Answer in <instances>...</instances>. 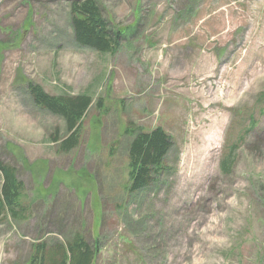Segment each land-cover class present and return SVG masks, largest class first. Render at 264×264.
I'll return each mask as SVG.
<instances>
[{
  "label": "rangeland",
  "instance_id": "374dc122",
  "mask_svg": "<svg viewBox=\"0 0 264 264\" xmlns=\"http://www.w3.org/2000/svg\"><path fill=\"white\" fill-rule=\"evenodd\" d=\"M72 1L0 0V163L25 207L0 215V264L75 233L93 264H264V0H94L114 54L76 44ZM28 83L91 97L76 148ZM154 128L166 171L128 193L125 130Z\"/></svg>",
  "mask_w": 264,
  "mask_h": 264
},
{
  "label": "trees",
  "instance_id": "16d2710c",
  "mask_svg": "<svg viewBox=\"0 0 264 264\" xmlns=\"http://www.w3.org/2000/svg\"><path fill=\"white\" fill-rule=\"evenodd\" d=\"M70 28L80 47L99 53L114 54L118 50L121 35L111 32L94 0H73L69 4ZM32 102L64 123L66 138L58 143L57 152L68 153L77 147L80 124L91 106V97L49 96L40 87L27 84ZM128 142L125 148L127 160V192L140 193L151 187L166 171L165 159L172 143L161 128L148 132L141 129L125 130ZM0 215L20 221L25 210L23 184L17 179L13 167L0 163ZM95 244L83 235L75 233L64 240L46 238L31 246L25 264H93Z\"/></svg>",
  "mask_w": 264,
  "mask_h": 264
}]
</instances>
